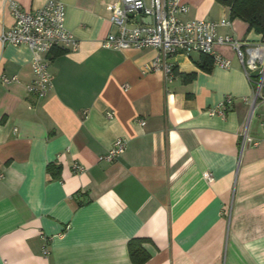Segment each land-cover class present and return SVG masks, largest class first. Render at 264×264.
Here are the masks:
<instances>
[{
    "label": "crops",
    "instance_id": "obj_1",
    "mask_svg": "<svg viewBox=\"0 0 264 264\" xmlns=\"http://www.w3.org/2000/svg\"><path fill=\"white\" fill-rule=\"evenodd\" d=\"M12 1L35 11L49 0ZM56 1L79 46L50 54L45 97L27 89L31 50L0 40V264H135L132 241L141 264H264V89L253 108L235 51L216 45L232 66L209 70L179 53L167 79L144 71L156 49L104 46L118 0ZM184 2V21H229L218 35L262 39L217 0ZM145 22L131 15L130 26ZM13 25L0 0V38ZM228 96L225 114L210 115ZM245 127L259 144L243 150ZM119 138L125 152L102 160Z\"/></svg>",
    "mask_w": 264,
    "mask_h": 264
},
{
    "label": "built area",
    "instance_id": "obj_2",
    "mask_svg": "<svg viewBox=\"0 0 264 264\" xmlns=\"http://www.w3.org/2000/svg\"><path fill=\"white\" fill-rule=\"evenodd\" d=\"M10 9L14 17V25L4 30L1 35L3 45L27 46L32 52L34 80L27 86L30 93L39 98L45 97L53 88L54 75L49 68V56L57 48L78 49L79 43L65 24L66 7L56 0H49L46 5L35 11H26L18 3L10 0ZM111 23L117 33L109 35L104 42L108 49L124 51L128 49L144 50L154 48L158 55L144 67L145 72H163L167 79L174 76V66L170 59L179 53H193L213 57L214 65L229 69L232 62L219 55L215 46L231 47L239 58L248 80L254 86L251 105L263 100L264 89V40L256 43L240 41L232 36H220V26L230 25L229 21L208 22L201 20L184 21L181 17L190 10L184 0H118L110 5ZM142 13L151 17L152 22L138 26H130L131 15ZM4 83L19 82L17 76H2ZM231 97H226L218 109L210 110V115H224ZM113 114H109L112 117ZM144 125V121H140ZM242 149L257 146L259 141L250 137L247 127L242 134ZM127 148V141L119 138L113 148L102 160L111 162L121 156ZM74 170L83 169L74 164ZM205 178L212 180L210 173ZM44 254L49 250L44 248Z\"/></svg>",
    "mask_w": 264,
    "mask_h": 264
},
{
    "label": "trees",
    "instance_id": "obj_3",
    "mask_svg": "<svg viewBox=\"0 0 264 264\" xmlns=\"http://www.w3.org/2000/svg\"><path fill=\"white\" fill-rule=\"evenodd\" d=\"M223 6L230 9L233 19L239 18L249 25L251 31L261 35L264 40V0H217ZM199 67L209 70L213 65V57L201 55ZM192 78V77H190ZM60 167L53 164L48 166V172L57 177ZM130 253L135 264H141L143 260H139V250L134 246L133 241L130 243Z\"/></svg>",
    "mask_w": 264,
    "mask_h": 264
},
{
    "label": "water",
    "instance_id": "obj_4",
    "mask_svg": "<svg viewBox=\"0 0 264 264\" xmlns=\"http://www.w3.org/2000/svg\"><path fill=\"white\" fill-rule=\"evenodd\" d=\"M147 18V20H148V22H145V23H151L152 22V18L151 17H146Z\"/></svg>",
    "mask_w": 264,
    "mask_h": 264
}]
</instances>
